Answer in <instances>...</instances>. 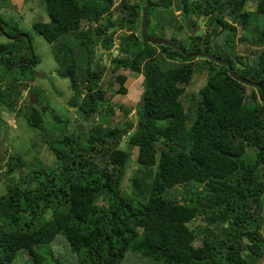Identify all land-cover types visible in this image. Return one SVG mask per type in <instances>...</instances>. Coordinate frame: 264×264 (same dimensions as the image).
<instances>
[{
	"label": "trees",
	"instance_id": "16d2710c",
	"mask_svg": "<svg viewBox=\"0 0 264 264\" xmlns=\"http://www.w3.org/2000/svg\"><path fill=\"white\" fill-rule=\"evenodd\" d=\"M173 1L150 0L147 35L173 31L168 40L185 52L208 51L260 86L235 79L210 58H189L144 39L145 0H43L48 20L33 28L52 44L57 74L69 79L68 104L80 116L69 134L70 121L54 112L58 130L45 129L43 111L50 108L39 99L17 106L39 58L31 37L0 15L7 38L0 41V121L22 112L29 128L47 132L42 140L53 155L50 166L20 154L6 157L9 172H21L0 195V264H129V257L135 264H248L244 254L264 258V51L252 49L247 59L234 52L237 41H245L237 38L238 27L264 45V0H180L179 15ZM199 19L205 30L194 34ZM183 27L190 34L179 37ZM220 34L224 45L216 40ZM109 66L116 94L127 92L128 79L116 71L142 76L135 122L85 129L83 122L100 109L116 113L101 83ZM196 72L205 80L186 92ZM56 131L64 133L58 141ZM132 149L136 168L128 191L122 183ZM197 216L201 225L191 227Z\"/></svg>",
	"mask_w": 264,
	"mask_h": 264
},
{
	"label": "rangeland",
	"instance_id": "374dc122",
	"mask_svg": "<svg viewBox=\"0 0 264 264\" xmlns=\"http://www.w3.org/2000/svg\"><path fill=\"white\" fill-rule=\"evenodd\" d=\"M118 1L119 0H116V2ZM139 1L141 2V0ZM253 4L254 3L249 2L247 7L252 9L254 7ZM179 5L180 0L173 1L171 9L174 10L176 15H179L180 12L178 9ZM0 15L10 22H15L19 28H21L31 37L30 43L34 54L39 58V62L33 67L36 76L34 77L35 79L29 84L28 89L38 96L33 101V103H36L39 99L44 105H47L50 108L43 111V124L45 129L50 130V132L53 130V128L57 129V126L54 125V121L51 117L52 112H54L56 115H60L63 120L68 119L70 121L67 128L68 131H65L64 133L69 134L71 132L77 131L78 127H76V121L80 120V116L76 109L69 106L68 104V99L73 94L70 88L69 79L60 77L57 74L56 70L58 68V63L53 56L52 44L45 40L43 36L36 32V30L33 28V23L35 21L48 20L44 10L43 0H0ZM105 18L106 17H104V19ZM197 21L198 22L196 25H194L192 28V33L201 34L205 30L204 20L199 19ZM140 28L141 27L139 24V32ZM183 28L186 34H177L179 37L190 34V31L186 27ZM171 32L164 34L163 37L169 39L172 35ZM242 35L244 36L245 41L241 42L238 40L234 52L244 55L245 59H247L248 57L251 58L254 55L253 52L250 51L252 49H257L256 54H259L260 51H264V45L262 46L254 43L252 36L238 27L237 38ZM223 36V34H220L217 37L216 40L219 44L224 43ZM6 40V36L0 34V41L3 42ZM23 50L27 55V50ZM107 55L108 54H102L104 59L101 58V63L106 67L109 64V58L106 57ZM109 70L110 66L106 68L101 83L103 88L109 91V94L111 95L110 101L114 105L116 113L114 115H107L104 114L103 108L100 109L94 114L93 118L83 122L85 129L89 128L95 122L107 123L109 125L118 127L124 126L128 121H131L132 123L135 122L136 117L134 110L140 100V95L142 92V76L122 69L116 71L114 75L117 73H123L128 78L124 83L127 87V92L124 94H116L115 90L118 88L119 84L116 81L113 82L111 86L108 84V81L112 76ZM204 80V72L194 73L190 82L185 85L186 92L197 91V89L203 84ZM249 92L250 88H246V93L248 94ZM29 103L30 101L26 94V90H24L18 99L17 106L19 105L20 108H23ZM120 106L127 108L129 112L125 113L122 108H119ZM38 107L41 109L42 106L38 105ZM16 111H10L11 113L8 116L4 114V120L0 121V195L6 192V186L8 185L10 177L12 175L17 177V175L21 172L18 170L17 172H9V167L5 164L7 155H13L15 157L17 154H20L26 162H30L33 158H37L40 160L39 162L43 163L45 166H50L53 164V155L42 140V138H44V134L47 132H40L38 130L29 128L23 113L21 112L19 115H17ZM56 132V135H54L52 138L54 141L61 139L64 134H62L60 131ZM120 147H126L125 139L120 142ZM131 157L133 161L130 165V168L126 172L122 183L123 188L128 191L130 190V177L136 168V149L131 150ZM24 170H26V168ZM262 201L264 204V193L262 195ZM201 223V218L197 216L189 224L191 227L196 228L197 226L201 225ZM194 244L201 245V241L197 239L195 240ZM244 257H246L248 264H264V258L257 259L254 255L249 253L247 255L244 254ZM136 261L137 260L134 257H129L126 262L129 264H135ZM18 264L23 263L18 262Z\"/></svg>",
	"mask_w": 264,
	"mask_h": 264
},
{
	"label": "water",
	"instance_id": "95a60500",
	"mask_svg": "<svg viewBox=\"0 0 264 264\" xmlns=\"http://www.w3.org/2000/svg\"><path fill=\"white\" fill-rule=\"evenodd\" d=\"M151 6V2L150 0H145V5L142 8V19H141V34L142 37L144 39H147L149 42L153 43V44H163V45H169L172 46L174 48H177L179 51H181L186 57H206V58H210L214 61H216L217 63H221L224 64L228 67L229 69V73L237 80L242 81L246 84H250V85H254V86H260L259 83H255V82H251L241 76H239L230 66V63L221 59L220 57L208 52V51H198V52H194V53H187L184 51V49L182 47H180L179 45H177L176 43L165 39V38H161L158 36H149L147 35V31H146V14H147V9ZM23 34H19L18 36L21 37ZM27 93L29 94V98L30 100H35L36 95L35 93L31 92L30 90H27Z\"/></svg>",
	"mask_w": 264,
	"mask_h": 264
},
{
	"label": "clouds",
	"instance_id": "9594fccd",
	"mask_svg": "<svg viewBox=\"0 0 264 264\" xmlns=\"http://www.w3.org/2000/svg\"><path fill=\"white\" fill-rule=\"evenodd\" d=\"M112 52H113L112 55H115V54L118 53V51L115 50L114 48H113ZM27 90H30V89H26V94H27V96H28V98H29V94L27 93ZM30 91H31V90H30ZM31 92H32V91H31ZM35 95H36V98H37V97H38L37 94H35ZM36 98H35V99H36ZM29 101H30V102H33L34 100H30V98H29Z\"/></svg>",
	"mask_w": 264,
	"mask_h": 264
}]
</instances>
